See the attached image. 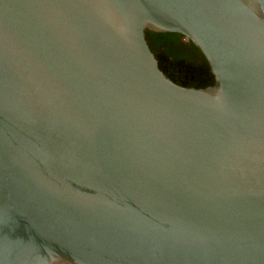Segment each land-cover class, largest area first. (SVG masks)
I'll list each match as a JSON object with an SVG mask.
<instances>
[{
	"label": "water",
	"instance_id": "obj_1",
	"mask_svg": "<svg viewBox=\"0 0 264 264\" xmlns=\"http://www.w3.org/2000/svg\"><path fill=\"white\" fill-rule=\"evenodd\" d=\"M0 264H264V0H0Z\"/></svg>",
	"mask_w": 264,
	"mask_h": 264
},
{
	"label": "trees",
	"instance_id": "obj_2",
	"mask_svg": "<svg viewBox=\"0 0 264 264\" xmlns=\"http://www.w3.org/2000/svg\"><path fill=\"white\" fill-rule=\"evenodd\" d=\"M147 40L161 69L176 83L205 88L215 83L209 63L199 48L179 33L148 31Z\"/></svg>",
	"mask_w": 264,
	"mask_h": 264
},
{
	"label": "flooded vegetation",
	"instance_id": "obj_3",
	"mask_svg": "<svg viewBox=\"0 0 264 264\" xmlns=\"http://www.w3.org/2000/svg\"><path fill=\"white\" fill-rule=\"evenodd\" d=\"M183 40H184V38H183ZM184 41H186V40H184ZM186 42H188V41H186Z\"/></svg>",
	"mask_w": 264,
	"mask_h": 264
}]
</instances>
